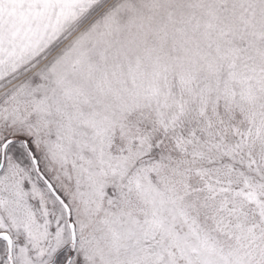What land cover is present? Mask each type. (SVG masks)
<instances>
[{"label":"snow or ice","instance_id":"1","mask_svg":"<svg viewBox=\"0 0 264 264\" xmlns=\"http://www.w3.org/2000/svg\"><path fill=\"white\" fill-rule=\"evenodd\" d=\"M0 264H264V0H0Z\"/></svg>","mask_w":264,"mask_h":264}]
</instances>
